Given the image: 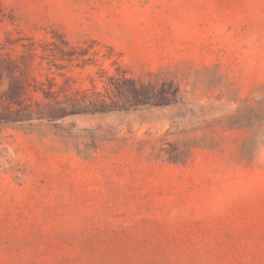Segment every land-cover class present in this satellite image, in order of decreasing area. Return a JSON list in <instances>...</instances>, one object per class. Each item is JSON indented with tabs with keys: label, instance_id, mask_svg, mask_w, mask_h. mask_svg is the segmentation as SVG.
I'll return each mask as SVG.
<instances>
[{
	"label": "rangeland",
	"instance_id": "374dc122",
	"mask_svg": "<svg viewBox=\"0 0 264 264\" xmlns=\"http://www.w3.org/2000/svg\"><path fill=\"white\" fill-rule=\"evenodd\" d=\"M56 35L96 54L58 70ZM20 57L68 95L125 73L165 98L0 125V264H264V0H0Z\"/></svg>",
	"mask_w": 264,
	"mask_h": 264
},
{
	"label": "trees",
	"instance_id": "16d2710c",
	"mask_svg": "<svg viewBox=\"0 0 264 264\" xmlns=\"http://www.w3.org/2000/svg\"><path fill=\"white\" fill-rule=\"evenodd\" d=\"M53 38L52 49H43V52H48V64L58 70L66 67L64 63L85 66L91 60L89 56L96 54L89 53L90 47L71 45L62 35ZM28 68L25 57H20L19 63L0 59V87L5 85L0 91V125L24 129V124L29 121H57L71 115L127 111L155 106L165 98L163 91L125 73L108 78V96L87 90L68 95L52 80H48L45 86L44 83L31 84L27 80Z\"/></svg>",
	"mask_w": 264,
	"mask_h": 264
}]
</instances>
